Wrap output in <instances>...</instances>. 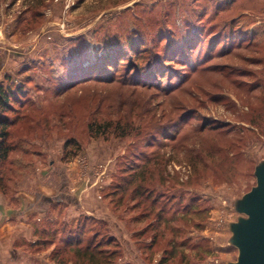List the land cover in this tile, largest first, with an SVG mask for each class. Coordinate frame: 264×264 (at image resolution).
Listing matches in <instances>:
<instances>
[{"label":"rangeland","instance_id":"obj_1","mask_svg":"<svg viewBox=\"0 0 264 264\" xmlns=\"http://www.w3.org/2000/svg\"><path fill=\"white\" fill-rule=\"evenodd\" d=\"M74 2L67 12V0L46 3L41 20L24 26L16 39L0 16V88L21 87V103L14 107L38 124L30 130L25 120L14 129L18 149L11 184L18 190L26 179H35L29 190L36 180L64 188L69 183L68 165L78 159L88 169L80 184H97L108 205L105 197L122 157L127 158L124 167L138 166L134 156L148 157L158 150L149 167L150 193L143 195L140 211H131L132 203L124 206L127 211L108 205L105 229L79 217L59 231L89 239L100 231L96 242L105 245L110 237L115 239L118 244L102 247L103 264L236 261L238 252L228 244V224L238 218L233 202L256 185L255 167L264 160V0ZM23 4L21 0V8ZM130 38L160 56L170 49L171 61L161 58L170 73L155 81L156 86L163 81L160 87L145 94L152 98L146 110L125 111L129 121L121 120V126L130 123V129L124 139L110 131L105 139L89 141L87 122L99 104L86 95L93 85L79 86L62 99L54 98L52 90L68 65L77 64L81 50L95 54L103 43L125 44ZM144 56L132 60L145 63ZM108 103L99 117L118 120L121 110L115 104L106 112ZM42 121L48 124L46 132ZM63 127L69 130L63 132ZM212 127L219 130L211 131ZM69 138L80 141V152L64 149ZM154 141L156 145L146 149L145 144ZM145 210L151 212L148 217L132 221ZM62 244L31 247L29 252L61 251ZM63 258L69 264H91L71 254ZM49 259L52 262L51 253Z\"/></svg>","mask_w":264,"mask_h":264},{"label":"trees","instance_id":"obj_2","mask_svg":"<svg viewBox=\"0 0 264 264\" xmlns=\"http://www.w3.org/2000/svg\"><path fill=\"white\" fill-rule=\"evenodd\" d=\"M18 0H12L16 2ZM24 2V10L21 14L20 30L24 26H29L34 22L41 20L42 13L41 9L45 7L46 3L52 0H22ZM1 4V0H0ZM145 55V63L136 62L132 59L138 58L139 60ZM171 50L164 51L161 56L150 51L149 48H141L139 43L133 42L130 38L127 43L120 44L118 42L103 43V46L98 49L95 54H90L88 49L84 48L80 53L77 54V64L70 66L68 65L65 76L61 80L57 81L54 86L51 95L54 98L62 99L69 93L74 92L75 89L82 85H93L91 90L87 91V96L98 99L99 104L94 110V117L87 122V131L89 135V141L93 138L108 137L110 131L119 133L115 137L124 139L129 133L130 126L128 124L121 126V120L129 121L128 115H125V111L131 107L132 109H144L146 110L149 106V101L152 98H147L146 93L154 90L163 83L159 81L158 86L154 83L161 76H166L169 71V65L164 64L161 58L165 61H171ZM178 59V58H176ZM176 61L175 59L173 60ZM178 61V60H177ZM160 67H164V74L160 72ZM100 86V87H99ZM23 93L21 87H13L7 85L6 87L0 88V193L3 194L11 203H15L16 186L12 183L13 174L15 171L16 159L14 154L18 149V144L13 139L14 129L22 121L27 120L30 130L37 125L30 123L27 119L28 115H22L19 110L14 107L15 104L21 103L20 99ZM173 93V91H171ZM113 97H110L111 95ZM168 95V94H166ZM131 99H134L131 100ZM107 102L106 112H110L116 104L117 109L121 110L122 116L118 119L101 118V111L104 104ZM146 108V109H145ZM22 109V107H21ZM14 115L11 118L10 115ZM41 120H38V123ZM70 121V120H69ZM26 123V121H25ZM40 124V123H39ZM42 128L48 131V124L46 121L41 122ZM121 127V128H120ZM63 132L69 130L66 127L62 128ZM218 131L215 127H212L211 131ZM203 129L200 133H203ZM154 139V137H152ZM87 139V140H88ZM108 139V138H107ZM27 141V139H21ZM167 140V139H166ZM88 141V142H89ZM168 141V140H167ZM172 141V140H171ZM85 142V145L88 143ZM167 143V142H165ZM156 145V141L145 144L146 149L152 148ZM167 144H162L161 148H165ZM76 148L78 153L82 150L80 141L76 138H69L64 144V149ZM162 149V150H163ZM158 150H155L151 156L136 155L138 159L134 161L138 166L126 164L124 167V161L127 158L122 157L118 163V172L113 181V186L110 187V192L106 194L105 199L109 201V206L118 209H127L124 206L127 203H132L131 211H140L144 206L143 195L150 193L149 190V167L152 165V159H156L159 155ZM157 156V157H156ZM155 157V158H154ZM141 158V159H140ZM134 158L131 160L133 161ZM143 165V166H140ZM22 172L19 177H22ZM12 189L15 193L12 194ZM141 200H140V199ZM148 198V197H147ZM127 211V210H126ZM146 213L138 214L134 216L132 221L142 222L141 217H148L151 213L145 210ZM85 220L93 223L95 226L107 227V222L96 218H88L81 216ZM79 218V217H78ZM137 218V219H136ZM77 218L67 223L60 220H51L46 218L43 220L37 229V233L40 240L36 244L31 245L29 248L38 246L54 247L57 245V241L63 243L62 250L57 251L54 248L51 252V260L56 264H69L70 261L63 262L62 258L70 254L77 259H83L91 264H103L104 256L106 255L105 246H110L113 243H117L112 237L109 238L108 243L105 245L103 242H96L101 236L100 231L93 234V238H78L75 232L71 230L68 233L60 232L63 228L68 229L76 221ZM79 227V225L77 226ZM84 229L86 227L84 226ZM105 232H107L105 230ZM63 240V242H62ZM118 244V243H117ZM105 245V246H104ZM58 246V245H57ZM101 257V258H99ZM64 259V258H63ZM99 259V260H98Z\"/></svg>","mask_w":264,"mask_h":264},{"label":"crops","instance_id":"obj_3","mask_svg":"<svg viewBox=\"0 0 264 264\" xmlns=\"http://www.w3.org/2000/svg\"><path fill=\"white\" fill-rule=\"evenodd\" d=\"M2 4L0 16L8 22L7 27L11 29L12 37L16 39L21 32L20 10L23 11L25 8L20 7L21 0L16 2L3 0ZM10 7L17 8L16 14L19 16L15 12L8 13L7 8ZM68 167L69 183L64 188L55 186L53 181L40 184L36 180L35 187L29 190V183H34L35 179H26L18 187L15 203L9 202L0 193V264H56L49 262L51 252L40 254L29 252V247L40 240L37 233L38 225L46 218L50 217L51 220L61 218V221L67 223L81 216L109 221L108 205L103 200L97 184L89 187L80 184V181L88 176L86 171L88 169L83 168L78 159L74 163H69ZM37 177L41 178L40 172Z\"/></svg>","mask_w":264,"mask_h":264},{"label":"water","instance_id":"obj_4","mask_svg":"<svg viewBox=\"0 0 264 264\" xmlns=\"http://www.w3.org/2000/svg\"><path fill=\"white\" fill-rule=\"evenodd\" d=\"M254 177L256 185L233 202L238 218L228 224V244L238 257L228 264H264V160L256 165Z\"/></svg>","mask_w":264,"mask_h":264},{"label":"built area","instance_id":"obj_5","mask_svg":"<svg viewBox=\"0 0 264 264\" xmlns=\"http://www.w3.org/2000/svg\"><path fill=\"white\" fill-rule=\"evenodd\" d=\"M76 4L74 2V0H67V4H66V12L69 11L70 9H72V7H74Z\"/></svg>","mask_w":264,"mask_h":264}]
</instances>
